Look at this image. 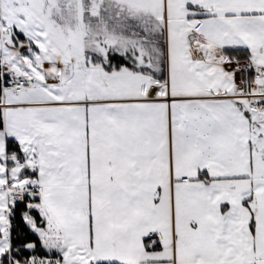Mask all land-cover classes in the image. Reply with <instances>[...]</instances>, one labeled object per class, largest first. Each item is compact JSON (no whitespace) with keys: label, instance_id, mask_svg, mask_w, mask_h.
<instances>
[{"label":"snow or ice","instance_id":"6c2138e0","mask_svg":"<svg viewBox=\"0 0 264 264\" xmlns=\"http://www.w3.org/2000/svg\"><path fill=\"white\" fill-rule=\"evenodd\" d=\"M0 264H264V0H0Z\"/></svg>","mask_w":264,"mask_h":264}]
</instances>
